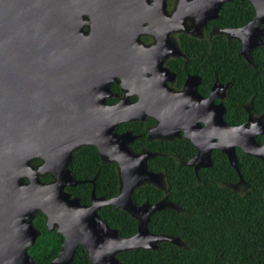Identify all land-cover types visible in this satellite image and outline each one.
<instances>
[{"label":"water","instance_id":"1","mask_svg":"<svg viewBox=\"0 0 264 264\" xmlns=\"http://www.w3.org/2000/svg\"><path fill=\"white\" fill-rule=\"evenodd\" d=\"M87 1L0 0V264H34L28 248L39 235L32 225L37 212L45 215L47 231L55 230L63 237L53 264H71L78 246L85 249L89 264H122L118 254L156 250L162 242L179 247L178 238L148 230L154 212L178 211L177 206L166 196L154 205H136L132 200L146 184L165 192L164 176L147 167L155 153L131 149L137 136L131 131L115 132L121 123L153 118L156 125L148 139L174 141L183 132L181 138L197 152L182 165L193 167L195 173L212 166L214 149L221 151L238 174L233 187L244 184L236 148L264 163V142L256 140L264 136V114L252 120L248 112L245 123L230 125L223 119L222 104L200 115L179 109L175 100L181 95L169 90L147 94L145 83L158 76L141 74L138 56L122 61L120 53L126 50L113 48L110 32L106 40L101 33L96 36V30L82 33L81 14ZM224 1L217 0L206 9L207 19L217 17ZM248 1L255 16L234 30L233 37L241 45L238 54L251 63L252 50L263 44L264 0ZM117 76L124 95L118 103H106L113 96L110 86ZM190 79L195 82L194 76ZM218 89L214 85L204 106L212 105ZM132 94L138 96L134 103L129 100ZM86 146L94 147L105 163L116 164L119 186L116 196L104 199L95 196L92 180L90 205L65 191L83 182L74 179L69 165L73 154ZM36 159L39 164H32ZM45 176H50L49 182L42 180ZM107 205L136 220L135 234L119 237L116 229L101 220L97 209Z\"/></svg>","mask_w":264,"mask_h":264},{"label":"trees","instance_id":"2","mask_svg":"<svg viewBox=\"0 0 264 264\" xmlns=\"http://www.w3.org/2000/svg\"><path fill=\"white\" fill-rule=\"evenodd\" d=\"M225 3L215 23L219 26H241L250 21L254 10L247 0ZM243 4V5H239ZM193 61L189 71L203 79L216 76L221 82L230 81L224 102L223 119L230 125H241L247 119L248 106L255 116L264 114V38L261 47L251 53V63L238 55L239 43L217 36L211 46L207 41L191 40ZM112 92H117L115 85ZM109 98L106 103L116 102ZM153 120L121 123L116 133L131 130L140 135L131 145L134 152L147 150L156 155L147 161L152 172L164 176L165 192L146 184L132 196L136 205L156 204L165 196L177 208L154 212L148 230L157 235L178 238L183 247L168 242L158 244L156 250L134 249L117 255L122 264H264V163L236 148L238 170L246 187L242 194L229 188L239 181L236 170L224 153L211 152L212 166L200 168L182 165L197 150L185 139L174 141L147 140L145 127ZM256 140L261 143L263 136ZM33 160L32 164H39ZM69 169L75 180L83 181L68 188L83 205L91 204L94 184L95 196L110 199L118 194V174L115 163H105L92 146L80 148L72 156ZM45 181L47 178L44 179ZM94 181L93 184L91 181ZM97 214L119 237H130L137 230V222L121 209L107 205ZM33 226L39 235L28 254L34 264H53L63 237L55 230L47 231L45 215L37 212ZM71 264H89L82 246L76 248Z\"/></svg>","mask_w":264,"mask_h":264},{"label":"flooded vegetation","instance_id":"3","mask_svg":"<svg viewBox=\"0 0 264 264\" xmlns=\"http://www.w3.org/2000/svg\"><path fill=\"white\" fill-rule=\"evenodd\" d=\"M215 1L217 0H88L81 14L83 20L81 31L84 35H90L97 31L96 36L101 33V39L104 38L105 40L108 32H110L108 38L111 39L113 48L120 49L124 47L126 50L124 55L119 52L122 61L131 58L136 59L138 56L140 73L147 78L158 76L149 83H145L144 88L147 94H164L169 90L177 96L181 95L176 96L175 100V104L179 109L184 107L187 110L204 115L214 105L222 104L224 106L230 81L221 82L214 75L203 79L200 75L189 71V65L193 61V55H191L193 52L191 50L192 42L189 39L205 40L211 46L212 40L220 36L226 41H237L240 49V42L233 37L236 35L233 31L251 22L255 16L253 8V18L244 25L219 26L215 21L222 6L225 3H233L237 6L236 1L244 0L224 1L218 10L217 17L207 19L210 12L206 9L213 8ZM104 17H107L105 21H103ZM204 19H206V22L203 24L202 20ZM164 69L167 70V73ZM161 70L164 72H161ZM125 73L129 74L128 71ZM126 74L125 77L133 82L132 76ZM193 76L195 82L190 79ZM160 78L161 82H159ZM120 83L121 77L117 76L115 82L111 84V86L115 85L118 88L117 92L111 91L113 94L111 98L117 99L114 103H118L124 95ZM164 83L165 87L163 86ZM214 85H218L219 89L216 91V98L213 99L212 105L208 108V106L203 105V101L209 96ZM184 92H186L185 95ZM129 100L134 103L138 100V96L132 94L129 96ZM244 109L247 113L250 112L252 118H257L251 113L248 106H244ZM148 119L153 120V124L145 127L146 139L156 140L148 139L149 130L156 125L155 120L151 117H145L141 122ZM200 124L203 125L202 122ZM182 133L180 132L179 138H175V140L181 139ZM135 136L138 138L140 135ZM45 178H47L46 181ZM50 179V176H45L42 180L49 182ZM68 188L70 187H67L65 191L70 193ZM70 194L73 198L72 193Z\"/></svg>","mask_w":264,"mask_h":264},{"label":"rangeland","instance_id":"4","mask_svg":"<svg viewBox=\"0 0 264 264\" xmlns=\"http://www.w3.org/2000/svg\"><path fill=\"white\" fill-rule=\"evenodd\" d=\"M255 118H252V120H254ZM105 159V158H104ZM103 161V160H102ZM105 161V160H104ZM103 161V162H104ZM42 179H43V177H42ZM234 186V185H233ZM233 186H229V188H232V190H234V191H236L237 193H239V194H242L243 192H245V190H246V187L244 186V184H239V185H237V186H235V187H233ZM183 247L184 246V244L182 243V242H180L179 243V247Z\"/></svg>","mask_w":264,"mask_h":264}]
</instances>
